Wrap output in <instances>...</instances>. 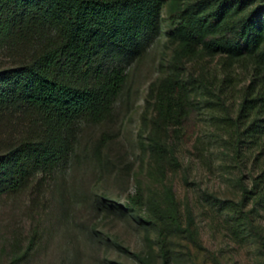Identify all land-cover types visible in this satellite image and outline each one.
<instances>
[{"label":"rangeland","instance_id":"1","mask_svg":"<svg viewBox=\"0 0 264 264\" xmlns=\"http://www.w3.org/2000/svg\"><path fill=\"white\" fill-rule=\"evenodd\" d=\"M162 25L142 58L127 65L111 115L80 119L66 159L52 171L38 168L25 190L0 194V264H264V207L247 202L252 220L229 207L264 163V151L254 158L261 145L252 154L243 147L246 155L237 158L228 118L249 75L238 68L222 87L225 103L216 95L213 103L195 97L180 125L156 119L148 95L152 82L169 73L173 53L169 23ZM15 53L1 44L0 66L13 63ZM221 68L218 56L203 54L180 67L188 77L205 76L216 91ZM10 114L0 115V146L12 135L34 133L35 115ZM165 186L181 225L162 213ZM131 195L139 196L140 214L130 208Z\"/></svg>","mask_w":264,"mask_h":264},{"label":"trees","instance_id":"2","mask_svg":"<svg viewBox=\"0 0 264 264\" xmlns=\"http://www.w3.org/2000/svg\"><path fill=\"white\" fill-rule=\"evenodd\" d=\"M163 19L173 53L169 73L152 82L148 95L156 119L180 125L195 97L224 101L222 87L241 68L250 80L228 118L237 158L246 155L243 147L252 154L261 145L257 163L264 151V0H0V45L16 50L14 62L0 66V115L36 116L34 133L12 135L0 146V194L25 190L38 168L52 171L66 159L80 119L111 115L129 77L127 65L160 36ZM199 54L219 57V91L205 76L181 71ZM165 190L162 213L181 225L173 190ZM131 197L130 208L140 214L139 196ZM248 201L264 207V163L243 185L241 201L229 207L252 220Z\"/></svg>","mask_w":264,"mask_h":264}]
</instances>
